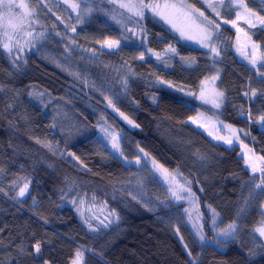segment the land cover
Listing matches in <instances>:
<instances>
[{
	"label": "trees",
	"instance_id": "obj_1",
	"mask_svg": "<svg viewBox=\"0 0 264 264\" xmlns=\"http://www.w3.org/2000/svg\"><path fill=\"white\" fill-rule=\"evenodd\" d=\"M33 1L39 29L49 35L43 45L19 63L0 50V264H72L77 249L83 264H264L261 243L250 239L264 227V195L256 194L261 177L244 168L239 148L214 144L187 124L207 110L189 95H197L213 65L220 68L224 107L209 113L245 130L264 164V131L257 122L264 114V77L233 52L237 9L231 1L185 0L218 26L222 55L216 62L148 19L122 27L112 16L129 14L105 0L102 6L100 0H72L95 3L90 14L74 13L59 0ZM244 2L256 17L264 15V4ZM209 3L218 5L219 16ZM240 28L264 52V27ZM105 40L121 44L107 51L100 47ZM170 46L175 53L166 51ZM102 124L119 135L122 160L147 153L168 173L178 171L180 182H190L210 243L197 241L183 205L171 202L142 160L125 165L107 149L97 136ZM85 195L114 209L117 225L86 233L65 205ZM213 209L217 233L238 225L231 239L212 232Z\"/></svg>",
	"mask_w": 264,
	"mask_h": 264
},
{
	"label": "rangeland",
	"instance_id": "obj_2",
	"mask_svg": "<svg viewBox=\"0 0 264 264\" xmlns=\"http://www.w3.org/2000/svg\"><path fill=\"white\" fill-rule=\"evenodd\" d=\"M59 1H61L63 4L68 6L65 0H59ZM105 1L108 2V0H105ZM230 1H231V5L238 10L236 0H230ZM257 1L264 4V0H257ZM24 2L26 4H29L31 8L35 9L34 22L31 24V26H28L26 23L24 30L16 33L12 41H9V39L3 35L4 28H8V25L10 23L9 20L7 19V17H5L3 21H0V25H2V27H0V50H2L7 55L10 61L13 60V62L15 63L16 62L19 63L23 61L28 53L35 52L38 48H40L43 45L47 36H49L46 31L39 29L40 25L36 21V8H37L36 3L33 0H24ZM151 2L159 3L161 6H163L165 3L167 4L184 3L185 5H190L185 0H151ZM112 4L115 5L117 8H119L116 3H112ZM70 9L74 13L79 12V10L73 11L72 8ZM119 9H122V8H119ZM122 10L130 15V13L127 12V10L125 9H122ZM17 11H21V10L17 9ZM167 11H171V10H167ZM187 11L191 15L192 17L191 19L181 14H176L170 17L172 19V23L176 25V28H173L172 24L165 23L163 20L159 18V16H154L151 11L146 10V19L153 21L163 26L164 28L168 29L169 31H171V33L175 37H177L179 40L183 41L187 45L194 47L198 50H201L203 52L209 53L213 62H216L217 59H221L220 55H222L221 53L222 50L219 44V36H220L219 28L213 23L209 24V20L204 19V17H201L199 15V11L193 13L192 7L188 8ZM239 11L241 12V17L237 19V16H236L235 27L232 25V28L236 32V40L233 43V52L240 62L245 63L250 68H252V70L257 72V70L253 68L252 65L249 63V59L251 58L250 55H249V59H246L244 56V53L247 52L251 54L253 51H255L257 55H260L261 53L260 48L256 44L252 43L245 36V34L242 32L240 28V25H244L247 27H255V26L261 25L264 27V24H261L260 21L256 18V16H251L248 13H245L243 9H239ZM136 19H139V18H136ZM249 21H251V23H249ZM204 28H207L208 30L213 31V35H214L213 45L220 52V55L218 57H213L209 48L201 47V43L199 41L202 36L201 29H204ZM177 29L183 30L187 36H191L192 38L191 39L182 38L180 31H178ZM237 29H239V31H237ZM8 30L11 31V29H8ZM28 33H31V35H29ZM3 43H11L13 45L10 53L9 51L3 48ZM253 45H256L257 47L254 49ZM100 47L107 51H113L118 48V47H113L110 49L104 44L101 45ZM221 74H222V70L213 65V75H211L210 77H208L201 83L199 87V92L197 93V95H189L191 99L195 100L197 105L207 110L198 111L194 116L188 119L187 124L195 127L197 130L202 132L214 144L223 146L228 149L233 148V147L239 148V156L243 159L244 168L252 176L261 177V172L259 171V168L261 166H264V164L255 155L252 149V143H251V140L249 139L248 133L245 130L235 128L232 126L231 128L225 127L227 124H224L219 119H217L214 115L209 113L210 111L220 112L224 107L225 98H223V103H221V106L219 108L213 107L211 102L205 103L202 99L198 98L201 95L202 89L205 90V94L207 98L209 99V101L212 98H214L215 92H222L219 88V81L221 78ZM213 77H217V78L213 80L212 79ZM159 86L166 87L168 89L176 91V89L173 86L169 87V85H166V84H159ZM193 120H195L196 122L194 123ZM260 127L264 131V126L260 124ZM231 129L236 130L235 135H233ZM97 136L101 140V142L107 147V149L116 158L122 160L120 156V152H116L111 146V142H110L111 137H109L108 139L104 138L103 133L100 131V125L97 128ZM117 136L119 138L118 134ZM219 137L231 138L232 143L231 144L225 143V140L220 139ZM248 141L250 143H248ZM141 155H142V162L144 163L143 165L149 168L154 174V176L158 178L160 182L164 185V187L166 188L169 194L171 202L174 205H179V206L183 205V207H181V213L186 220L187 226L189 227V229L191 230L192 234L197 239V241L202 245L205 243H210L209 241H205L204 239V220L202 218V215H201V212L198 206L196 205L195 196L189 197V194L187 191H182L180 194L181 196L184 197V199L175 200L172 197L171 192L169 191V188H175L176 184L183 185V183L180 182L177 179V177H176V182L173 183L172 176L174 175L168 172L162 173L161 171L157 170L156 167L153 165L152 160L148 156L145 157L143 152H140V156ZM122 162L125 165H137L135 161H132L130 164L128 163V161L122 160ZM251 164H255L257 166L258 170L256 172L252 171V168L249 166ZM65 205L71 207L74 210L78 218V222L80 226L86 233L90 235H97L98 233L105 232L108 228L117 225V223L119 222L118 214L114 209H109L106 203L101 202L97 198H94L91 196H86V195L85 196H74L68 202H65ZM185 209H187L188 211H185ZM262 211L264 212V206L262 208ZM113 212L115 213V215L112 214ZM210 215L212 217V212H210ZM217 221H218V218H217ZM194 224H196L198 227L202 226L203 240H201L200 236L196 234V229L193 227ZM210 228L212 232H214V234L217 236L218 239L225 240L224 237L218 235L219 232L217 233V231L213 229L212 218H211ZM252 234L255 238V241L253 240L254 239L253 237L250 238L252 239V243L259 241L261 243V248L264 249V237L260 236L259 232H257L256 230ZM232 237L233 235L229 237L228 239H231ZM83 259H84V256H83ZM83 262L84 260L82 261V264Z\"/></svg>",
	"mask_w": 264,
	"mask_h": 264
},
{
	"label": "snow or ice",
	"instance_id": "obj_3",
	"mask_svg": "<svg viewBox=\"0 0 264 264\" xmlns=\"http://www.w3.org/2000/svg\"><path fill=\"white\" fill-rule=\"evenodd\" d=\"M65 2L68 4L70 8H72L73 11H78L81 9H86L88 13L90 14L91 11L97 7L95 3L92 5L84 4V3H77L72 2V0H65ZM104 3V0H100V5L102 6ZM108 3H116L119 8L127 10V12L130 13L129 16H124L123 13L119 14V18H117L115 15L112 16V19L116 21L117 24H120L122 27H127L128 24L133 25H139V21L146 19V10L151 11L154 16H159L161 20H163L165 23L172 24L173 28H176V25L172 23V19L170 17L181 14L185 17H188L191 19V15L188 13L187 9L191 8V5H185L184 3L180 4H167L165 3L163 6H161L159 3H153L151 0H108ZM237 4V12L236 16L237 19L241 17V12L239 9H243L245 13H248L251 16H256L255 12H251V10L248 8V6L245 4L244 0H236ZM223 5V0H221V5ZM208 7L211 8L217 16L220 15L219 11H217L218 5L209 3ZM17 9L21 11H17ZM163 9V10H162ZM171 10V11H167ZM198 9L192 8V12H197ZM199 15L201 17H204V19H207V17L204 16V12H199ZM34 16H35V9L31 8L29 4H26L24 0H0V21H3L5 17L9 20L8 28H4L3 35L9 39V41H12L14 35L20 31H23L25 28V24L27 23L28 26H31V24L34 22ZM139 18V19H135ZM261 24H264V15L257 16L256 17ZM59 19V17H57ZM78 19L80 17L78 16ZM225 23H228L229 21L225 20ZM212 22L209 21V24ZM233 26L235 27V21H232ZM251 23V21H249ZM2 27V25H0ZM218 27V26H217ZM8 29H11L9 31ZM180 31L181 37L186 39H191V36H187L183 30L177 29ZM75 31V29H73ZM129 31H133V29L129 28ZM239 31V29H237ZM202 36L200 39L201 47L209 48L210 52L212 53L213 57H218L220 55V52L217 50V48L213 45L214 35L213 31L208 30L207 28L201 29ZM31 35V33H28ZM104 45H106L108 48L113 47H119L121 44L120 40H105ZM13 45L11 43H3V48L9 53L11 52ZM257 46L253 45V48L255 49ZM166 51H171L173 53L176 52V49L173 47H169ZM250 55V59H249ZM244 56L246 59H249V63L252 65L253 68L257 70L258 75L264 77V52H261L260 55H257L255 51H253L251 54L245 52ZM145 57V53H140V59L143 60ZM157 58L159 59V55L157 54ZM166 63V62H165ZM217 77H213L212 79L215 80ZM161 83H164V81H161ZM259 83L264 84V79L260 80ZM172 85L169 84V87ZM257 95V92L255 89L252 90V96L255 97ZM199 99H202L205 103L211 102L213 107L219 108L221 106V103H223L224 93L223 92H215L214 98H212L210 101L207 98L205 94V90H201V95L198 97ZM109 106H111V101H109ZM243 115V112L241 113ZM121 116L125 120L128 121L129 124H132L133 127H136L135 124L131 120L128 119L127 116H124L123 113H121ZM249 117L251 118V113H249ZM195 123L196 121L193 120ZM258 123H260L262 126H264V114L260 115L258 117ZM225 127L231 128L230 125H226ZM233 135H235L236 130L231 129ZM100 131L103 133L104 138L108 139L111 137V146L116 152H120L121 155H123L120 144H119V138L117 134H115L112 130H110L108 127H105L104 125H100ZM220 139H224L225 143H232L231 138H225V137H219ZM71 155V153H70ZM145 157H147V153L144 154ZM75 158V157H73ZM264 160V158H261ZM141 157H137L135 163L137 165L141 164ZM130 164L131 161H128ZM153 165L156 167L157 170L161 171L162 173H167L168 170L165 168H162L161 165H159L155 160L152 161ZM252 168L253 172H256L257 166L255 164L249 165ZM259 171L261 172V181L259 184H256V189L259 190L258 195H264V166H261L259 168ZM180 174L177 171L174 176H172L173 183L176 182V177H178ZM28 188V185L25 184L23 188L20 189L19 195L24 196L25 192ZM169 191L171 192L172 197L175 200H181L184 199L183 196H181L182 191H187L189 194V197H194V193L191 192L190 182L185 181L183 185L176 184L175 188H169ZM251 195V193H250ZM168 205H165L167 207ZM185 211H188L185 209ZM115 215V213H112ZM218 213L213 209L212 210V227L215 230L218 227L217 224V217ZM262 216H264V213H261ZM193 227L196 229V234L200 236L201 240H203V228L198 227L196 224L193 225ZM238 230V225L233 222L229 224L226 228L220 229L218 235L222 236L227 240L229 237L233 235L234 232ZM257 232H259L260 236L264 237V227H259L256 229ZM35 252L40 253L41 251V244L37 242L34 245ZM190 254V253H189ZM84 253L80 249L76 250L75 258L72 261V264H82ZM47 264V262H45Z\"/></svg>",
	"mask_w": 264,
	"mask_h": 264
}]
</instances>
